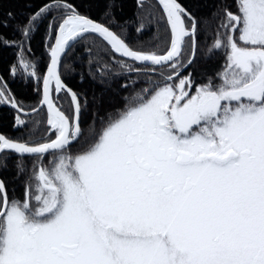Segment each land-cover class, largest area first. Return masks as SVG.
Wrapping results in <instances>:
<instances>
[{
    "label": "snow or ice",
    "instance_id": "obj_1",
    "mask_svg": "<svg viewBox=\"0 0 264 264\" xmlns=\"http://www.w3.org/2000/svg\"><path fill=\"white\" fill-rule=\"evenodd\" d=\"M82 7L0 13L9 76L39 97L0 76L24 130L0 133V264H264V0Z\"/></svg>",
    "mask_w": 264,
    "mask_h": 264
},
{
    "label": "trees",
    "instance_id": "obj_2",
    "mask_svg": "<svg viewBox=\"0 0 264 264\" xmlns=\"http://www.w3.org/2000/svg\"><path fill=\"white\" fill-rule=\"evenodd\" d=\"M29 2H33L36 5L41 3V0H0L2 3V8H0V13H6L12 11L13 13L19 14L21 11L26 10V5ZM77 3L83 5L82 10H85L88 5H91V13L93 17L99 19L101 13L104 11L105 0H76ZM185 3L194 4L197 2H203V0H184ZM210 2V0H208ZM118 4L123 6V11H120L119 8L116 10L117 17L123 22L124 20L131 19L135 12V0H117ZM201 13L207 12L208 9L201 7ZM133 34L134 33V30ZM152 33H147L144 39H147ZM208 43H211V39L208 40ZM15 49L7 48L0 46V76H3L10 84L11 89L17 95V97L22 100L25 104L33 105L36 104L39 97L35 93V80H32L29 83L25 78L24 74L21 72L16 79H12L8 73V66L10 62L14 60ZM44 48L41 43L40 37L37 35L36 38L32 41V52L29 54V59L40 60L41 56L44 54ZM206 47L203 46L202 38V53L206 52ZM218 64L217 59H205L202 56L201 62L198 64V70L208 69L210 72L213 67ZM46 70V69H45ZM68 82L70 86L78 90H86L91 97V94L94 90L99 92V87L94 86L89 81H85L83 84L80 83L79 68L77 72L68 77ZM87 120V117H85ZM24 130H16L13 127V119L10 114V109L7 107H0V133H4L10 136H19ZM8 169L0 170V177H3L11 181L12 176L15 174V170L12 167V161L8 162Z\"/></svg>",
    "mask_w": 264,
    "mask_h": 264
}]
</instances>
